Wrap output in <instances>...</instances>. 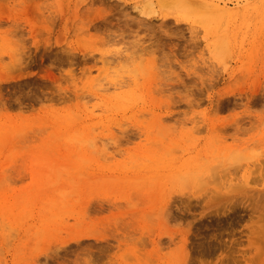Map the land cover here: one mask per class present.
Here are the masks:
<instances>
[{"label":"rangeland","instance_id":"374dc122","mask_svg":"<svg viewBox=\"0 0 264 264\" xmlns=\"http://www.w3.org/2000/svg\"><path fill=\"white\" fill-rule=\"evenodd\" d=\"M86 261L264 264V0H0V264Z\"/></svg>","mask_w":264,"mask_h":264},{"label":"bare ground","instance_id":"6f19581e","mask_svg":"<svg viewBox=\"0 0 264 264\" xmlns=\"http://www.w3.org/2000/svg\"><path fill=\"white\" fill-rule=\"evenodd\" d=\"M101 85H103V84H101ZM103 86H104V85H103ZM120 86H121V85H120ZM122 86H123V85H122ZM104 87H106V85H105ZM96 88H99V86H97ZM96 88H95V89H96ZM105 89H107V88H105ZM103 90H104V88H102V91H103ZM105 91H107V90H105ZM59 191H60V190H59ZM60 195H61V194H60ZM52 203H53V202H52ZM98 206H99V205H98ZM129 206H130V205H129ZM97 208H98V207H97ZM100 208H101V207H100ZM91 209H92V208H91ZM98 209H99V208H98ZM94 211H95V210H94ZM95 213H96V212H95ZM97 213H98V212H97ZM144 216H145V215H144ZM116 220H119V221H120V219H118V218H117ZM116 222H118V221H116ZM116 222H115V223H116ZM118 223H119V222H118ZM118 223H117V228L119 227V226H118ZM127 225H128V224H127ZM115 226H116V225H115ZM123 226H124V225H123ZM125 227H126V226H125ZM122 229H125V228L122 227ZM125 230H126V229H125ZM121 231H122V230H121ZM91 233H92V232H91ZM87 235H89V234H87ZM91 236H92V235H91ZM140 238H141V237H140ZM95 240H96V239H95ZM139 240H140V239H139ZM139 240H138V241H139ZM141 240H142V239H141ZM78 242L80 243V241H78ZM156 243H157V242H156ZM82 250H84V249H81L80 251H82ZM89 250H90V249H89ZM76 251H77V250H76ZM84 251H85V250H84ZM90 252H91V251H90ZM84 253H86V251L83 252V254H84ZM87 253H88V251H87ZM77 254H79V253H77ZM88 254H89V253H88ZM91 254H92V253H91ZM89 256H90V255H89ZM87 260H88V258H87ZM89 260H91V259H89ZM92 263H93V262H92ZM86 264H91V263H90V261H88V262L86 261Z\"/></svg>","mask_w":264,"mask_h":264}]
</instances>
